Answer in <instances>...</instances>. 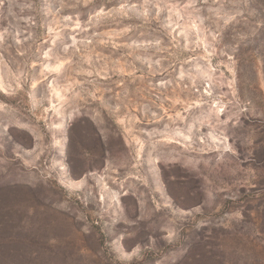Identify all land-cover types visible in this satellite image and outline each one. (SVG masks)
Wrapping results in <instances>:
<instances>
[{
	"label": "rangeland",
	"instance_id": "1",
	"mask_svg": "<svg viewBox=\"0 0 264 264\" xmlns=\"http://www.w3.org/2000/svg\"><path fill=\"white\" fill-rule=\"evenodd\" d=\"M0 264H264V0H0Z\"/></svg>",
	"mask_w": 264,
	"mask_h": 264
}]
</instances>
